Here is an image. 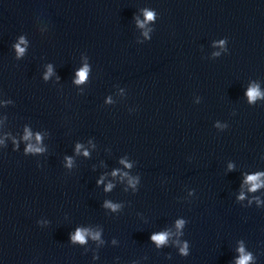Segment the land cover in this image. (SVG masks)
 <instances>
[{"label":"water","instance_id":"1","mask_svg":"<svg viewBox=\"0 0 264 264\" xmlns=\"http://www.w3.org/2000/svg\"><path fill=\"white\" fill-rule=\"evenodd\" d=\"M253 85L264 0H0V264H264Z\"/></svg>","mask_w":264,"mask_h":264},{"label":"clouds","instance_id":"2","mask_svg":"<svg viewBox=\"0 0 264 264\" xmlns=\"http://www.w3.org/2000/svg\"><path fill=\"white\" fill-rule=\"evenodd\" d=\"M153 17H154L153 12H151V11L145 12V20H151V19H153ZM138 23H140V22H138ZM21 43H23V38H21ZM15 47H16L17 55H20L23 53V51H24L23 48L19 47V45H16ZM50 71H51V69L49 67V73H50ZM86 72H87L86 66L84 68H81L80 70H78V72L76 73L77 79L75 80V83L83 82L85 80V77H86ZM47 75H48V73L45 74V79L47 78ZM245 94H246L248 101L250 103L253 102L254 100H256L258 97H261L262 95H264L261 93L259 88L255 85L251 86L246 91ZM30 135L31 134L28 133V131L26 129L24 138L28 139ZM36 140H37V142H39V140H40L39 134L36 135ZM79 147H80V145H77V149H79ZM25 150L26 151H34V152L42 151V149H40L38 147H34L31 144H29ZM84 155H87V152H85ZM229 167H231V165ZM112 174L115 175V172H113ZM261 177H264V173H262V172H257L254 174H248L244 177L243 183L249 185L248 191H250V192L255 191L258 188H260L262 185H264V180H262ZM100 182H101L100 180L97 181L98 184ZM129 183H134V181L130 180ZM111 187H112L111 184L106 185L105 191L111 189ZM238 199H243V193L240 194ZM258 203H259V201H258ZM104 206L110 207L113 210H115V208L117 207V205L110 204L108 202H105ZM183 223H184V221L178 220L176 222V227L179 229ZM88 235H91L93 239H97L99 237L98 232L97 233H90L88 229L77 228L75 230L74 234H72L71 240L73 242L84 243L85 238ZM167 236H168L167 232L153 233L150 236V239L159 247L160 245H162L166 242ZM180 251L182 254H187V245H184ZM236 251L239 253V255L235 259L234 264H249V262L253 259L251 253L246 252L242 244L236 249Z\"/></svg>","mask_w":264,"mask_h":264}]
</instances>
